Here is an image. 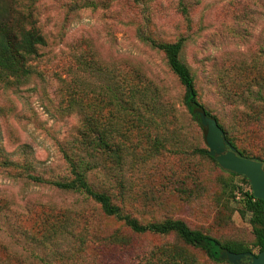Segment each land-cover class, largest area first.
Here are the masks:
<instances>
[{
	"label": "rangeland",
	"instance_id": "obj_1",
	"mask_svg": "<svg viewBox=\"0 0 264 264\" xmlns=\"http://www.w3.org/2000/svg\"><path fill=\"white\" fill-rule=\"evenodd\" d=\"M4 10L25 17L44 43L26 76L0 74L2 248L20 252L18 234L34 236L41 209L62 206L79 209L96 234L116 232L126 243L108 247L103 264H171L159 255L163 247L196 264H230L210 261L174 234L133 236L83 195L17 178H68L63 153L74 156L72 141L91 120L95 132L105 125L108 156L103 171L100 164L85 171L86 180L123 215L140 224L180 220L258 253L241 217L250 187L199 153L202 131L151 42L182 41L179 59L199 103L236 150L264 164V0H0V20ZM2 248L0 260L12 264ZM59 264L100 263L88 248Z\"/></svg>",
	"mask_w": 264,
	"mask_h": 264
},
{
	"label": "trees",
	"instance_id": "obj_2",
	"mask_svg": "<svg viewBox=\"0 0 264 264\" xmlns=\"http://www.w3.org/2000/svg\"><path fill=\"white\" fill-rule=\"evenodd\" d=\"M4 13L6 16L0 20V74L9 73L16 77H24L28 74V59L37 56V50L44 41L38 30L27 28L25 17L20 16V19H17L7 10H4ZM151 45L163 54L170 72L182 86L183 105L191 120L203 132V127L195 113V109L199 108L214 119L224 133L216 117L210 115L197 99L193 78L179 59L182 41L166 44L151 42ZM103 96L105 98L104 92ZM85 124L88 127L82 129L76 139L72 141L75 150L74 156L63 153L70 172L68 178L46 180L29 172H25L17 178L34 185H46L64 193H79L95 204L103 217L121 222L131 235L174 234L184 245L200 249L210 261L215 263L228 262L225 257L226 252L236 254L250 252V249L243 244L221 243L198 230L190 229L180 220L140 224L136 219L123 215L120 208L112 203L108 195L95 191L86 180V170L88 171L98 164L101 165L99 166L100 170L105 169V155L108 156L105 154V150L108 143L105 140V125L99 132H95L97 130L95 122L88 120ZM227 141L234 147L232 142L228 139ZM236 151L243 157L251 158L243 151ZM199 153L210 158L216 164V161L209 155L206 146L199 150ZM224 172L234 177L237 176L227 171ZM239 177L242 183L249 187L247 180ZM243 197L241 217L244 219L245 216H248L247 222L251 226L255 238L254 246L260 252L264 249V201L254 199L251 192H245ZM38 217L40 228L37 232L32 233L34 236L21 232L18 234L20 240L13 241V245L19 247L20 252L2 248V244H0L1 248L6 250V258L12 264H59V261H67L73 253H81L88 248L95 253L98 263L103 264L105 258L109 256L106 253L108 247L115 250L121 244H126L116 232H112L108 236L96 234L90 228L84 214L76 208L46 206L41 209ZM158 252L159 255L166 257L168 263L171 264H196L180 249L169 250L168 247H163ZM0 264L8 263L0 260Z\"/></svg>",
	"mask_w": 264,
	"mask_h": 264
},
{
	"label": "water",
	"instance_id": "obj_3",
	"mask_svg": "<svg viewBox=\"0 0 264 264\" xmlns=\"http://www.w3.org/2000/svg\"><path fill=\"white\" fill-rule=\"evenodd\" d=\"M195 113L203 127L204 145L218 167L246 179L253 198L264 201V164L241 156L227 141L214 119L199 108L195 109ZM225 257L230 264H264V249L256 255L250 252L238 254L226 252Z\"/></svg>",
	"mask_w": 264,
	"mask_h": 264
}]
</instances>
